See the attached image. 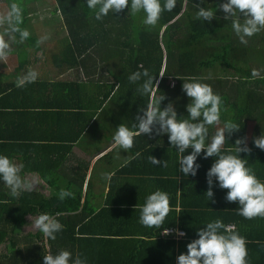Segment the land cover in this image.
Returning a JSON list of instances; mask_svg holds the SVG:
<instances>
[{
  "label": "trees",
  "instance_id": "1",
  "mask_svg": "<svg viewBox=\"0 0 264 264\" xmlns=\"http://www.w3.org/2000/svg\"><path fill=\"white\" fill-rule=\"evenodd\" d=\"M13 1L15 0L8 1V12L12 6L10 2ZM28 1L32 0H16V2H20L19 6H22V2ZM53 1L56 10L59 11L67 27L68 41L64 49L65 56L69 52L80 55L85 54L87 51V53L99 54L104 62L107 59L118 58V74L114 78L117 85L115 99H117L121 113H126L130 115L126 117L133 118L128 124L129 127L134 123L138 108L146 107L150 99L149 95H141L137 91V88L145 78L142 77L138 82H131L128 77L132 73L142 72L147 69L157 86L155 97L164 96L160 106L164 107L171 103L177 111V115H182L179 118L186 116L185 105L188 103V98L181 90L182 82L197 80L208 84L221 99L220 122L217 125L209 126V138L217 128L223 127L224 122L231 121L237 124L240 127L239 130L232 132L230 136L226 134L227 140L221 151L236 154L235 141L241 137H246L251 151L247 154L240 153V158L244 159L246 167L251 168L256 177L264 182V151L254 147L252 143L254 137H258L261 132L264 133V30L254 34L252 37H247V43L242 44L233 32L230 22L223 20L220 12H217L216 15L220 16L221 19H213L211 22H202L195 19L197 5H200V0H176L174 9L171 12H162L157 24L152 27L145 26L142 23V19L136 20L139 15H131L127 13V9L119 12L118 18L115 17V14L109 13L98 21L94 18L93 12L87 8L85 0ZM218 3L219 0H211V8L214 9ZM0 11H2L1 7ZM141 15L140 17H143L142 13ZM118 23L120 24L117 26ZM12 26H14V21L10 23L7 15L4 14L0 18V34L13 36L15 42V33L11 32ZM137 26L139 27L135 29ZM111 27H113V30H111ZM255 51L263 53V58H261V62L257 63V67L251 64L250 54ZM65 60L66 58H64ZM65 62L69 66L80 63L70 60ZM253 70L259 73L255 77L252 76ZM26 85H30V83L24 84L23 87ZM14 87L15 83L0 85V101L4 100L5 97L3 96L5 93ZM114 87L115 85L104 87L105 91L96 95L98 109L111 97ZM83 90L84 85L79 82L53 84L51 92L55 94L53 99L56 104V112L54 115L57 118L53 122L55 126H52V128L61 131H48L51 137L44 141L46 144L41 143L39 145L37 142V144L31 146L32 148L26 150V154L32 153L33 155L36 152V147L39 153L44 152L46 147L59 149L60 151L67 149V144L75 141L79 133L85 130L86 126H92L90 124V115L77 118V114L74 113L75 110L81 108ZM92 94H95V91ZM89 96L91 94L87 98ZM63 117L67 122L56 126L57 120H61ZM24 121L15 118H11L9 121L6 120L0 131V140H15L18 130L20 134L25 128L23 126ZM251 125L254 126L255 130L247 137V129ZM64 140L66 143L62 144ZM154 140H156V145L154 147L149 146L150 141ZM136 141L137 143L146 142V144L139 143L141 144L140 146L137 145L136 148H131V154L133 155H136L137 150L143 151L158 148L165 151L163 153L160 150H153L157 156L169 162L166 169H162V167L161 172L159 170L156 173L158 178L153 181L155 184L154 190L163 185L166 191L173 194V204L176 202L175 195L179 188L184 191L186 196L197 192L190 197L189 203L183 201L182 196L178 213H169L170 220L167 221L165 227H169L174 233L176 229L184 233L182 237H177L175 234L177 238L196 237L197 228H202L206 223L216 219L221 220L227 229L232 227L228 225L233 224L235 227L233 232L238 233L245 240H248L246 233L248 230L264 226V217L245 219L240 216L238 214L239 205L235 202L228 203L224 199L227 189L221 190L214 187L215 203L207 199L204 194L207 190L205 173L211 166L213 158L202 159L198 157L197 163L201 167L198 169L196 176L189 175L187 177L178 172L179 159L187 153H178L169 145L166 135L138 136L134 138L135 143ZM160 141H165L166 144L160 145ZM38 155L30 156L31 159H34L32 164H37L40 169V177L48 184L50 182L52 184L53 178L57 176L59 165L50 170L46 156ZM202 155L203 152L201 157ZM135 159L122 169H119L117 174L110 178V186L113 185V181L121 173L123 174L125 171L130 170L136 164L137 157ZM159 175H161V178H159ZM71 178L69 177L66 190L70 191L72 196L63 200L58 198L61 188L54 187L55 192H52L49 196H44L43 200H38L39 204L35 203L31 198L33 195L39 196L35 190L28 193L24 191V198L21 201H11L14 204L12 207L10 204H0V222L6 223L12 229L11 234L6 238H4L0 229V245L10 246L12 253H9V255L13 260L23 257L21 264H43L42 256L47 254L46 248L41 242L42 233L39 230L36 235L26 234L24 236V243H28L26 248L21 251L16 249V241L22 242V239L17 237L16 231L24 227L26 217L33 214L38 216L42 213L54 216L62 211L78 212L80 214L82 208L85 207L87 188L84 191L85 193H83L82 180L78 179L76 182L74 179L71 180ZM15 203L18 204V207ZM105 212L106 209L103 208L92 217L88 216L89 214L67 219L56 217L62 229L56 234L55 240L47 241L48 246L51 248V253L56 254L60 250L69 251L64 245L70 238L74 237V229L81 225L84 227L94 219H101ZM88 218L89 220L87 221ZM221 231H224V229ZM168 237L171 238L170 236ZM150 239L155 241L139 242L141 246L139 245L137 251L134 252V254H138L139 260L150 244L160 246L165 244L168 247V253H174L175 249L172 240H170L172 242L169 240L164 241V239L157 236ZM38 242L41 245H38ZM143 244L145 246H142ZM179 245L181 246V244ZM248 245L250 246L251 244L248 243ZM15 250H17V255Z\"/></svg>",
  "mask_w": 264,
  "mask_h": 264
},
{
  "label": "crops",
  "instance_id": "2",
  "mask_svg": "<svg viewBox=\"0 0 264 264\" xmlns=\"http://www.w3.org/2000/svg\"><path fill=\"white\" fill-rule=\"evenodd\" d=\"M55 10V6H54ZM120 13H116L115 17H119ZM59 18V15L56 14ZM62 19V18H61ZM62 30L66 31V28L63 22H59ZM120 23L117 24V26ZM116 27V25H115ZM113 30V27H111ZM67 32V31H66ZM67 35L64 37V41L67 45ZM123 38V37H121ZM125 39V38H124ZM60 43V42H59ZM65 45V46H66ZM59 48V45L55 52L54 50L49 51V53L43 57L35 58L31 53H27L29 48L25 47L24 50L18 48L15 49L16 52L22 50L23 57L25 62L18 61L17 58L15 61L16 67L12 68L14 72V78L9 80L6 77L5 72L3 71V64L0 62V85L4 86L8 83H15L13 89H9L3 97L4 100L0 101V131L6 122L11 118L22 119L23 126H25L22 133L19 134V130L16 135V139L12 141H2L0 140V154L7 155L14 163L23 164V170L21 176L28 181L34 184L32 190L43 192L44 196H49L53 188L66 189L67 183L69 182L70 173L71 180L78 181L82 180L83 193L86 190L87 200L85 201V207L82 208L80 214L78 212H61L56 213L53 217H62L70 218L74 216L88 215L90 217L98 214V212L105 208L106 212L101 217V219H94L92 222L86 224V226L76 227L74 229V237L70 238L69 243H65L64 247L73 254V256H78L82 264H176V257L181 253H186V244L191 242V240L197 238H187L183 239L177 238L174 234L169 238L168 235L163 234V231L169 227H165L167 221L170 220V212L179 211V206L181 204V198L183 196V201L189 203L190 197H192L194 192L190 196H186L184 191L178 189L175 199L176 202L173 204V194L169 191H166L164 186H159L158 189L168 194L169 198V213L166 216L164 222L159 228L152 227L147 228L142 226L138 222L139 217V206L144 203V200L147 195L151 192H154L153 189L155 184L153 181H156L158 176L156 173L163 166L152 165L150 163L149 157L153 156L157 160H163L161 157L157 156L155 151L164 150L154 148L152 150L147 149L143 151L136 152L139 155L131 154V150H128L126 155V160L121 161L116 156V164H113L112 154L115 152L117 147H113L112 140L107 141L106 144L93 148L90 145L91 139L90 136L84 140L83 145L88 147H79V141L87 134L89 131V126L85 127V130L79 133V136L75 141L69 142L67 149L59 150L53 148H47L44 152L39 153L38 148L36 147L34 156L44 155L48 159V165L50 170H52L56 165H59L58 171L56 173V178H53L52 184L45 182L39 175V168L37 164H32L34 159H31L33 156L32 153L26 154L28 148H32V145L41 143L46 144L48 137H51L48 131L60 132L54 127L56 112V104L54 102L55 94L52 91L54 83H75L79 82L84 85V90L82 92V103L79 110H75L74 113L77 114V118L90 115V124L96 122L97 119H100V124L107 127L106 121L112 123L113 113H118L121 118L125 120V125H128L132 117L126 113H121L120 107L118 105L115 91L117 85L115 84V77L118 74V69H110L111 66L104 65L99 54L93 52L78 55L77 53L71 54L66 53L64 55V49ZM37 52L38 50H34ZM39 52L42 53L41 50ZM90 54V55H88ZM76 61L80 62L78 64L69 66L65 61ZM114 61L118 63V58H113ZM32 66L35 69V72L40 68V72H37L36 79L33 82H30V85L17 86V80L20 77L26 75L25 71H33ZM68 70V71H66ZM65 74H70L74 77V80H65L63 76ZM111 77V82L106 81V78ZM26 82L25 84H27ZM105 83V84H102ZM115 85L111 97L98 109V101L96 100V95L99 92H103L104 87H110ZM22 89L20 90V88ZM95 91V94H92ZM91 94L87 98V96ZM2 97V98H3ZM91 98V100H89ZM150 102V99H149ZM140 108H138L139 110ZM53 113V114H51ZM74 116V115H71ZM67 121L63 117L61 120H57L56 126L63 125ZM115 122V118H114ZM19 129V128H18ZM149 142V141H148ZM156 140L150 141L149 146L156 145ZM66 141L64 140L65 144ZM146 144V142H134L132 149L136 148L137 145ZM160 145H165V141H160ZM58 150V151H57ZM31 156V157H30ZM137 162L130 170L121 173L119 177L114 180L113 185H109V180H105L104 176L109 174L110 177L115 176L119 169H122L126 164L130 163L133 160ZM167 164L168 160H165ZM53 162V163H52ZM100 165L102 170L99 173V181H94V171L97 166ZM163 167L162 169H166ZM206 168V167H205ZM62 172H64L62 174ZM161 175H159V178ZM58 177H63L58 180ZM165 179V178H164ZM58 180L56 185L55 182ZM48 187V188H47ZM47 188V189H46ZM32 190H25V193L32 192ZM45 192V193H44ZM200 192V191H198ZM27 197V196H26ZM25 197V198H26ZM24 198V191L20 192L18 196L12 197L10 195L9 189L0 182V204H10L11 201H21ZM16 204V203H15ZM14 206V204L12 203ZM18 207V204H16ZM136 206V207H135ZM5 216V215H2ZM26 225L22 229V242L16 241V249L20 251L28 246V243H24V234L36 235L38 231L32 233L31 227H33V221L36 219L31 217H26ZM89 218L87 219V221ZM229 229L226 228L228 233L233 232L234 225ZM0 229L4 238L9 236L12 232V229L6 223L0 222ZM17 231H21L18 229ZM16 231V234H17ZM248 240H245V245L250 243L251 245L246 246L247 264H264V226H259L252 228L247 232ZM5 234V235H4ZM25 236V235H24ZM159 237L164 239V241L172 240L174 243V253H168V247L157 244H150L146 248L145 252L142 253V258L139 260L138 254H134L137 251L139 245L144 241H150ZM31 240V238H30ZM33 240V239H32ZM42 240V241H41ZM41 242L45 245V238L42 235ZM155 241V240H153ZM170 241V242H172ZM139 243V244H138ZM181 244V246L179 245ZM38 245H41L38 242ZM142 246H145L144 244ZM51 250V248H48ZM15 250V254H16ZM48 251V250H46ZM9 253H12L10 246L0 245V264H21L23 257L15 258L13 260ZM17 255V254H16ZM21 259V260H20Z\"/></svg>",
  "mask_w": 264,
  "mask_h": 264
},
{
  "label": "clouds",
  "instance_id": "3",
  "mask_svg": "<svg viewBox=\"0 0 264 264\" xmlns=\"http://www.w3.org/2000/svg\"><path fill=\"white\" fill-rule=\"evenodd\" d=\"M200 3L205 5L206 0H200ZM85 4L98 21L109 13L116 14L127 9V13L131 15L142 13V23L152 27L157 24L162 12H171L174 9L176 0H85ZM54 11L62 18L56 6ZM217 12L222 14L223 20L230 22L233 32L242 44L247 43V37L264 30V0H219L214 9L197 5L195 19L202 22L221 19L216 15ZM7 19L10 23L12 21L19 23L20 9L15 4L11 6ZM11 32L19 34V42H23L29 36L27 30L16 26H12ZM9 51V42L0 38V59L6 57ZM258 74L253 70V77ZM36 76L35 71H29L18 78L17 86L33 82ZM142 77L145 79L137 91L141 95H149L150 102L138 110L131 127L122 123L116 127L112 137L113 147L127 152L133 147L135 137L166 135L171 147L178 153H187L182 155L178 162V172L184 176H196L201 167L197 163L198 157L213 158L211 166L205 173L207 190L204 194L208 200L215 203L214 187L227 189L224 199L228 203L235 202L239 205L240 216L245 219L264 217V182L256 177L251 168L246 167V161L239 155L251 151L246 137L235 141L236 154L221 151L227 140L226 134L230 136L240 127L234 122L226 121L223 127L217 128L209 138V126L219 124L221 111V99L213 92L211 86L197 80L183 81L181 90L188 98V103L185 105L186 116L179 118L182 115H177L171 103L164 107L160 106L164 96L155 97L157 86L147 69L132 73L128 79L131 82H138ZM252 143L254 147L264 151V133L261 132L258 137H254ZM149 160L152 165L167 167L165 160H157L153 156H150ZM23 167L22 163H14L7 155L0 154V182L9 189L12 197L34 187L32 182L21 176ZM110 178L109 174L104 176L106 181ZM71 196L70 191L61 189L58 198L63 200ZM169 210L168 194L155 190L147 195L144 203L139 206L138 222L147 228H159ZM33 226L42 233L45 242L55 240L56 234L62 229L61 224L47 213L38 215L33 221ZM222 229L224 231H221ZM168 231L167 228L163 233L167 234ZM175 234L184 235L179 229L175 230ZM196 237L186 244V253L176 257V264H247L244 237L236 232L228 233L221 220L216 219L206 223L202 228H197ZM44 247L49 248L47 243ZM42 261L43 264H82L78 256H73L67 250H60L56 254L48 250L47 254L42 256Z\"/></svg>",
  "mask_w": 264,
  "mask_h": 264
},
{
  "label": "rangeland",
  "instance_id": "4",
  "mask_svg": "<svg viewBox=\"0 0 264 264\" xmlns=\"http://www.w3.org/2000/svg\"><path fill=\"white\" fill-rule=\"evenodd\" d=\"M9 0H0V7H2V11H0V18H2V16L5 14L8 16V10L7 8L9 7L8 4ZM21 2V1H20ZM20 2H10L12 5L15 4L19 9H20V20L19 23L16 24L14 21V26L18 27L19 29L22 30H27L29 32V36L23 41V42H19V34L15 33V42H14V37L13 36H7L5 34H0V38L5 39L6 41L9 42V46H10V51L9 54L0 59V62L3 64V71L6 74V77L9 80H12L14 78V72L12 71L13 67H16L15 64V60L18 58V61L21 62H25V60H23L25 58V56L23 57V53L22 50L25 49V47L29 48V50H27V53H31L30 55H34L35 58L37 57H43L45 55H47L49 53V51L54 50L55 52L57 49L59 48H63L66 43L64 41V37L67 35V30H62L59 22H63L61 18H59L58 16H56V13L54 11V1L53 0H32V1H28V2H22V6L20 5ZM200 6H205L208 8H211V0H206L205 5L200 3ZM139 16L136 17V20H141L142 17H140L141 13L137 14ZM142 16V15H141ZM64 24V22H63ZM65 26V24H64ZM139 26H137L135 29H137ZM66 28V26H65ZM138 31V30H137ZM9 37H11L12 39H9ZM60 42V43H59ZM59 45V48H57ZM20 48L22 50L19 49L18 52L15 51V49ZM57 48V49H56ZM34 50H38L37 52H35ZM39 50L42 51L39 52ZM251 59H252V65L257 67V63L261 62V58H263V53L259 52V51H255V52H251L250 54ZM114 64V65H112ZM104 65L107 66H111L110 69H117L118 65L117 62L114 60H110L107 59L106 62H104ZM31 69L33 71H35V69L30 66ZM40 68H38L36 70L37 72L39 71ZM68 71V70H66ZM29 71H23L21 74L25 73L27 74ZM63 79L65 80H74V77L70 74H65L63 76ZM106 81L111 82L114 80H111V77L106 78ZM173 84V83H172ZM114 118H115V122H114ZM100 119H97L95 123H93V125L89 128V131L87 132L86 135H84V137L79 141V147L82 145V147H88V146H84L83 142L85 139H87L89 136L91 139V143L89 146L96 148L99 146H102L104 144L107 143V141H111L113 134L116 130V125L119 124H125V120L123 118H121L119 116L118 113H113L112 115V123H109V121H106L107 123V127L103 126L100 124ZM255 130L254 126H249L247 129V137L248 135H250L251 133H253ZM125 151L121 150L119 148H117L115 150V152L112 154V160H113V164H116V156H118V159L121 161H125L126 160V155H125ZM102 170L100 169V165L96 167L95 171H94V181H99V173ZM64 172H62L63 174ZM67 177H70V173ZM63 177H58V180L61 179ZM58 180L55 182L54 185H56L58 183ZM51 183V182H50ZM62 188V186H60ZM48 188V187H47ZM46 188V189H47ZM54 189V188H53ZM38 192V191H37ZM53 193L55 192L52 191ZM45 193V192H44ZM39 196L36 197L35 195L31 196L32 200L39 204L40 202L38 200H43L44 194L43 192H38ZM38 198V199H37ZM10 206L12 207V203H10ZM29 217L31 218H35L37 216L30 215ZM28 219V218H26ZM27 226L26 224L24 225V227ZM24 227L22 229H24ZM22 229L21 231H17V237L20 239L22 236ZM31 231L32 233H34L36 231L35 227H31ZM23 233V237H24ZM16 240V239H15ZM47 243V241H46ZM49 250V249H46Z\"/></svg>",
  "mask_w": 264,
  "mask_h": 264
},
{
  "label": "built area",
  "instance_id": "5",
  "mask_svg": "<svg viewBox=\"0 0 264 264\" xmlns=\"http://www.w3.org/2000/svg\"><path fill=\"white\" fill-rule=\"evenodd\" d=\"M165 231V230H164ZM163 231V232H164ZM164 234V233H163ZM175 235V233H174V231L173 230H171V229H169V231H168V233L167 234H165V235H168V236H171V235ZM177 237H182V236H177Z\"/></svg>",
  "mask_w": 264,
  "mask_h": 264
}]
</instances>
